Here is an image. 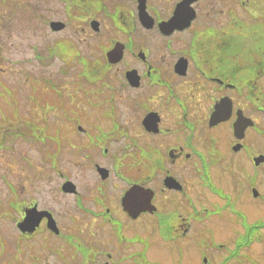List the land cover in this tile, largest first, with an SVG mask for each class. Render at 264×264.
<instances>
[{"label":"flooded vegetation","instance_id":"obj_1","mask_svg":"<svg viewBox=\"0 0 264 264\" xmlns=\"http://www.w3.org/2000/svg\"><path fill=\"white\" fill-rule=\"evenodd\" d=\"M184 1L36 0L39 68L77 83L34 95L61 182L7 199L38 220L7 262L264 264V0H189L167 27Z\"/></svg>","mask_w":264,"mask_h":264},{"label":"rangeland","instance_id":"obj_2","mask_svg":"<svg viewBox=\"0 0 264 264\" xmlns=\"http://www.w3.org/2000/svg\"><path fill=\"white\" fill-rule=\"evenodd\" d=\"M33 6L36 7V0H6L4 3L0 4L1 237L6 234L7 236L14 238L17 231L14 228V224L11 223V220L7 218V199L15 198L17 201H27L30 199V196L21 192H23L25 188H28L29 185H36L44 190L43 185L48 184L54 186L58 180L61 182L60 178L57 179L56 173L50 169V164L46 160V157H49L45 153L47 152V148L49 150L51 144L48 141H41L40 143L42 144H40L37 141L40 139L35 140L33 139L35 136H29L28 133H23L24 121H20L17 124L11 118H6L5 116L8 115H5V122H2V114H5L3 107L5 105H11V97L7 96L9 93L8 88L13 90L17 98V104L24 105L25 115H28L31 111L27 107L30 103L27 94L31 91V84L28 83L27 80L32 83L34 89L33 93L36 94L43 93L44 90L48 89V86L41 88L42 82L46 85L45 81L48 78H50V81L53 82L58 89L62 88L64 93H68L71 88H74L72 84L77 83L75 82V76L72 73L62 77L53 73L52 68L46 69L45 72H41L37 61L33 59V54L35 52H33L32 48L35 47L37 50L36 46L38 44L40 45L39 49L44 45L40 32L38 31L37 33H34L36 20L33 15ZM26 7L32 9V12L24 10ZM57 63L60 65L58 61ZM57 63L53 66H58ZM39 80L40 86H36L37 81ZM63 87H66L67 89H64ZM44 93L47 94V96H44L43 94L42 100L46 101L49 99V95L52 94V91H49L48 89V91ZM46 102H44L43 105L48 107ZM20 112L22 113L21 110ZM22 114L24 115V112ZM52 123L55 122L53 121ZM36 125H40L43 132H48L50 130V124ZM4 131L9 132V134L4 135ZM5 139L6 142H4ZM223 155L225 159H229L231 162L244 159V156H228L226 153H223ZM217 170H220L218 165L213 169V177H215L214 174ZM252 171L253 170L249 167V172ZM65 172L69 174V176H72L74 169L71 166H66ZM232 173L235 174L237 171H233ZM224 174L230 177L228 173ZM223 180L225 183H222L221 188L226 189L228 181L226 178H223ZM221 188L217 189L223 191ZM46 198L49 197L46 196ZM3 247L4 242L0 239V254H2ZM24 258V255L18 256V259ZM7 259L8 258L0 259V264H7ZM38 259L40 264H55L54 259L49 255L48 250L41 251V255ZM14 261L17 262V260ZM25 261H27V259H25Z\"/></svg>","mask_w":264,"mask_h":264}]
</instances>
